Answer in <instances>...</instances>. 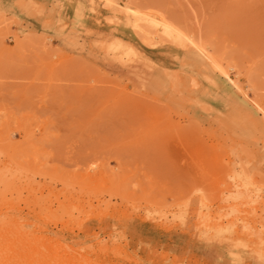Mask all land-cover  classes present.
Listing matches in <instances>:
<instances>
[{
  "label": "rangeland",
  "instance_id": "374dc122",
  "mask_svg": "<svg viewBox=\"0 0 264 264\" xmlns=\"http://www.w3.org/2000/svg\"><path fill=\"white\" fill-rule=\"evenodd\" d=\"M32 1L0 17V250L47 264H264L234 246L264 223V134L247 120L264 122V0H118L201 43L242 91L194 52L145 45L104 4ZM60 2L94 27L78 31ZM114 37L137 49L136 71L105 57Z\"/></svg>",
  "mask_w": 264,
  "mask_h": 264
},
{
  "label": "bare ground",
  "instance_id": "6f19581e",
  "mask_svg": "<svg viewBox=\"0 0 264 264\" xmlns=\"http://www.w3.org/2000/svg\"><path fill=\"white\" fill-rule=\"evenodd\" d=\"M11 1L12 0H0V17H5L4 14L10 11V6L12 5ZM20 3V5L28 11L36 9V3L32 0L27 2L26 0H20ZM90 3L92 6H95L96 3L104 4L108 8L109 12L112 13L110 20L113 24L118 25L120 17L125 15L130 26L145 45L156 48L160 44V42L156 40V35L160 41L182 48L186 50L187 53L194 52L199 57L207 59L223 77L230 79L229 73L222 67L220 62L208 54L205 46L192 40L189 36L184 35L181 31L164 19L158 17H142L140 12L134 9L130 4L122 5L118 0H90ZM60 4L61 11H67L69 12V15L72 11L71 14L74 16L75 26L78 31L82 29L87 31L94 27L91 18L82 14L78 8H72V5L66 6L67 4L65 2H60ZM67 12L66 14L68 16ZM2 24L3 22L0 20V25ZM101 46L106 58L113 59L127 71L137 70L138 61L141 57L137 49L131 43L126 42L124 39L114 37L103 40ZM231 81L235 87L242 91L238 82L234 80ZM244 95L247 96L245 93ZM254 106H256L264 116V108L259 106L258 103H254ZM247 120H249L257 131L264 134L263 121L259 123L253 114H248ZM1 180L2 178L0 175V181ZM233 180L234 186L237 188V195L241 197V195L248 191L249 184L246 182L243 173L235 175ZM247 195L249 194L247 193ZM260 228V232L255 237L253 236L255 231H250V234L248 235V244L246 242L240 244L237 243L234 246L241 247L245 253L247 252L253 256L255 255L260 260H264V223L261 224ZM19 229L20 228H18V233L21 234V230ZM217 234V240L219 242L222 243L223 241L225 242L229 240V238L223 236L222 231H218ZM14 247L15 244H13V246L11 245L7 250H0V264H47L46 253L39 252L34 254L30 247L27 250H21ZM54 262L56 264H64L63 262H65V260L63 257H58L54 260Z\"/></svg>",
  "mask_w": 264,
  "mask_h": 264
}]
</instances>
